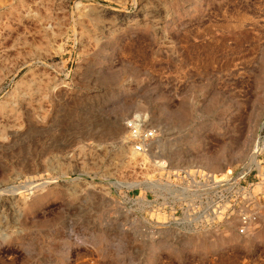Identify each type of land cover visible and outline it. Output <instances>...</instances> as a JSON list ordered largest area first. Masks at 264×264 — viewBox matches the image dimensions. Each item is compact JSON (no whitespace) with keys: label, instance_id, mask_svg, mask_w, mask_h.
Returning a JSON list of instances; mask_svg holds the SVG:
<instances>
[{"label":"rangeland","instance_id":"1","mask_svg":"<svg viewBox=\"0 0 264 264\" xmlns=\"http://www.w3.org/2000/svg\"><path fill=\"white\" fill-rule=\"evenodd\" d=\"M263 136L264 0H0V264H264L173 173L255 180Z\"/></svg>","mask_w":264,"mask_h":264},{"label":"built area","instance_id":"2","mask_svg":"<svg viewBox=\"0 0 264 264\" xmlns=\"http://www.w3.org/2000/svg\"><path fill=\"white\" fill-rule=\"evenodd\" d=\"M126 142L134 152H148L157 137V128L144 111L136 110L123 119ZM255 180L243 182L230 170L224 177L215 179L214 173L199 168L173 170L174 177L189 182L191 196L182 200L180 208L189 207L193 213L213 221L218 217L235 215V231H251L260 216H264V136L255 147Z\"/></svg>","mask_w":264,"mask_h":264},{"label":"bare ground","instance_id":"3","mask_svg":"<svg viewBox=\"0 0 264 264\" xmlns=\"http://www.w3.org/2000/svg\"><path fill=\"white\" fill-rule=\"evenodd\" d=\"M157 139V137L154 139V141ZM139 153H141V152H139ZM255 156V155H254ZM252 159V158H251ZM254 162V161H253Z\"/></svg>","mask_w":264,"mask_h":264}]
</instances>
